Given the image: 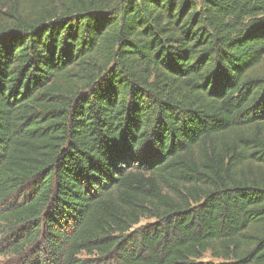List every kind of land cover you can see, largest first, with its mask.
Here are the masks:
<instances>
[{
    "label": "trees",
    "instance_id": "1",
    "mask_svg": "<svg viewBox=\"0 0 264 264\" xmlns=\"http://www.w3.org/2000/svg\"><path fill=\"white\" fill-rule=\"evenodd\" d=\"M0 257L264 264V0H0Z\"/></svg>",
    "mask_w": 264,
    "mask_h": 264
},
{
    "label": "rangeland",
    "instance_id": "2",
    "mask_svg": "<svg viewBox=\"0 0 264 264\" xmlns=\"http://www.w3.org/2000/svg\"><path fill=\"white\" fill-rule=\"evenodd\" d=\"M146 220H142V223H144ZM5 259L4 257H0V264L2 263H5ZM202 261H208V262H214V263H217V262H220L221 260L218 259V258H215L213 257V255L209 252L207 254L204 255V257L201 259Z\"/></svg>",
    "mask_w": 264,
    "mask_h": 264
}]
</instances>
